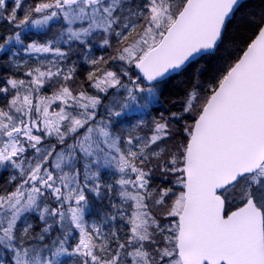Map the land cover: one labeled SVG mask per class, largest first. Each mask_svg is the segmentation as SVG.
Instances as JSON below:
<instances>
[{"label": "snow or ice", "instance_id": "6c2138e0", "mask_svg": "<svg viewBox=\"0 0 264 264\" xmlns=\"http://www.w3.org/2000/svg\"><path fill=\"white\" fill-rule=\"evenodd\" d=\"M0 71V264H264V0H0Z\"/></svg>", "mask_w": 264, "mask_h": 264}, {"label": "trees", "instance_id": "16d2710c", "mask_svg": "<svg viewBox=\"0 0 264 264\" xmlns=\"http://www.w3.org/2000/svg\"><path fill=\"white\" fill-rule=\"evenodd\" d=\"M249 3V10L256 7L259 4V0H248ZM248 34V29L245 27L244 23L240 20L239 16L237 17L236 21H234L229 33L225 38V43L221 48L220 52L218 53L217 57L213 60L209 61H201L200 65H194L191 69H189L188 73L183 76L177 77L173 80L170 84H168L167 88L165 89L164 96L161 98V106H155L160 112H165L167 114V109L171 107L168 103V100H175L178 101L182 95L183 90L187 86V81L191 76L192 72H194L198 67L203 66L204 68V76L203 79H209L213 75H215L217 69L227 60L233 58V51L234 45L236 43L242 42L246 35ZM105 54L103 51H98L95 55H103ZM91 67L86 64H79L78 66V74L80 79H84L86 73L91 71ZM1 74L2 71H0ZM164 106L163 111H161V107ZM179 105H177L178 107ZM176 110V109H172ZM157 115V111L152 112V116ZM150 118V117H149ZM3 181V178H0V182ZM106 201H98L94 200L92 207L89 210V218H94L97 215H102L104 208L106 207ZM67 259V258H66Z\"/></svg>", "mask_w": 264, "mask_h": 264}, {"label": "rangeland", "instance_id": "374dc122", "mask_svg": "<svg viewBox=\"0 0 264 264\" xmlns=\"http://www.w3.org/2000/svg\"><path fill=\"white\" fill-rule=\"evenodd\" d=\"M24 55H26V54H24ZM30 62V61H29ZM90 66V65H89ZM91 67V66H90ZM0 74H1V72H0ZM155 106H161V103L160 104H157V105H155ZM163 109H164V106L163 107H161V111H163ZM136 115H139L138 113L136 114ZM149 118V117H148ZM4 176H7V172H5L4 173ZM105 176H106V178H107V172L105 173ZM0 178H3V177H0ZM117 199H119V198H117Z\"/></svg>", "mask_w": 264, "mask_h": 264}]
</instances>
